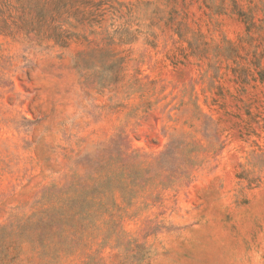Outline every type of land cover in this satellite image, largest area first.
<instances>
[{
    "label": "rangeland",
    "instance_id": "1",
    "mask_svg": "<svg viewBox=\"0 0 264 264\" xmlns=\"http://www.w3.org/2000/svg\"><path fill=\"white\" fill-rule=\"evenodd\" d=\"M261 73L264 0H0V264H264ZM123 144L112 220L35 226Z\"/></svg>",
    "mask_w": 264,
    "mask_h": 264
},
{
    "label": "trees",
    "instance_id": "2",
    "mask_svg": "<svg viewBox=\"0 0 264 264\" xmlns=\"http://www.w3.org/2000/svg\"><path fill=\"white\" fill-rule=\"evenodd\" d=\"M260 80L264 81L263 73L260 74ZM100 152V157L93 163L94 166L91 167L88 178L85 177V180L81 181L78 177H75L73 182L70 181L62 187L54 186L52 193H50L52 189L46 193L44 200L51 201V206L43 210L40 217L36 216L35 224L42 232L54 230V233H57L62 231L64 227L73 230L77 228L85 229L87 226L94 224L97 218L104 215H110V219L112 220L113 214L108 207H116V205L114 200L108 205V195L106 194L110 193L109 190L114 189L113 191H118L122 196H136L137 185L135 183L118 185L112 189L106 187V190H108L106 192H97V188L90 185V183L94 182V175L108 179L113 174L118 173L122 177L133 180L140 173L146 172L145 170H139V168L146 164L147 156L140 154L138 150H130V147L126 144L118 148L116 153L110 147ZM165 155L166 152L161 153V157ZM158 159L156 158V163H158ZM113 191L109 194L111 198L114 194ZM59 204L60 207L57 209ZM83 204L87 206L82 207ZM94 204L97 205L95 209L93 208Z\"/></svg>",
    "mask_w": 264,
    "mask_h": 264
}]
</instances>
